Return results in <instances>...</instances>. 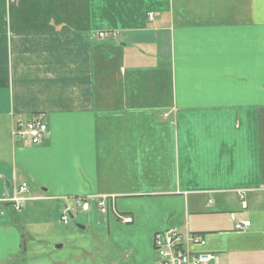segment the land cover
Segmentation results:
<instances>
[{
    "label": "crops",
    "instance_id": "1",
    "mask_svg": "<svg viewBox=\"0 0 264 264\" xmlns=\"http://www.w3.org/2000/svg\"><path fill=\"white\" fill-rule=\"evenodd\" d=\"M39 115V145L11 138ZM65 207L98 264H159L169 229L210 264H264V0H0V264L50 219L70 245Z\"/></svg>",
    "mask_w": 264,
    "mask_h": 264
},
{
    "label": "built area",
    "instance_id": "2",
    "mask_svg": "<svg viewBox=\"0 0 264 264\" xmlns=\"http://www.w3.org/2000/svg\"><path fill=\"white\" fill-rule=\"evenodd\" d=\"M154 14H148V20L151 21ZM114 38L117 37V33H111ZM106 37L105 32H99L96 36L97 39H104ZM47 135V128L43 121V116H34L32 119L23 121L17 120L12 130L10 131V136L12 139L19 140L20 143L27 146L39 145L41 141ZM27 192L26 184H21L17 189L16 193L7 200L12 204L13 209L17 212L20 211L21 201L23 200L22 195ZM239 199L241 207L245 208L246 203L243 199V195L239 194ZM95 201V206L97 210L104 214L107 210L106 197L104 196H92L85 199H77L75 201L76 205L81 209L82 212H87L90 208L89 201ZM0 209V215H1ZM71 216V211L65 207L60 215V223L67 225L69 218ZM116 218L119 223L126 225L131 224L132 219L127 215L116 214ZM249 222H234V229L236 231H242L249 227ZM189 244H199L201 240L198 237L191 236L187 240ZM152 245L154 252L157 256L159 264H210L215 263L216 258L212 254H197L190 253L188 249L183 244V239L175 230L169 229L163 232L156 233L152 240Z\"/></svg>",
    "mask_w": 264,
    "mask_h": 264
},
{
    "label": "rangeland",
    "instance_id": "3",
    "mask_svg": "<svg viewBox=\"0 0 264 264\" xmlns=\"http://www.w3.org/2000/svg\"><path fill=\"white\" fill-rule=\"evenodd\" d=\"M85 214L78 212L77 219H71L70 227L73 229V235L70 245H65L63 249H56L59 243L46 242L45 235L47 231L54 227L51 219L47 221L48 229L44 226L35 225L31 227L34 232H40L38 238H27L25 247L29 251L26 257H23L25 264H98L99 257L94 253L85 256L82 250L78 249L80 241L89 235L91 229L87 228L85 232L80 231L77 227L84 228L86 222ZM63 227V226H62ZM58 227L52 229L51 233L56 236ZM61 233V232H60ZM43 236V237H42ZM82 244V243H81Z\"/></svg>",
    "mask_w": 264,
    "mask_h": 264
},
{
    "label": "bare ground",
    "instance_id": "4",
    "mask_svg": "<svg viewBox=\"0 0 264 264\" xmlns=\"http://www.w3.org/2000/svg\"><path fill=\"white\" fill-rule=\"evenodd\" d=\"M48 131V130H47ZM9 207H12V206H10V205H8Z\"/></svg>",
    "mask_w": 264,
    "mask_h": 264
}]
</instances>
